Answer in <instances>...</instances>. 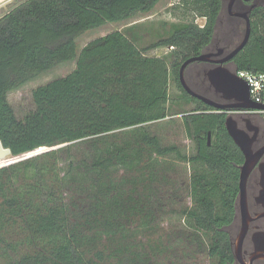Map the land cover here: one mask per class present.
Here are the masks:
<instances>
[{
	"label": "trees",
	"instance_id": "trees-1",
	"mask_svg": "<svg viewBox=\"0 0 264 264\" xmlns=\"http://www.w3.org/2000/svg\"><path fill=\"white\" fill-rule=\"evenodd\" d=\"M159 1L8 2L0 16V140L15 157L52 149L0 166V264H200L203 255L210 264H235L245 157L227 131L228 113L180 81L186 60L210 52L225 0H179L176 9L205 23L179 19L150 45L132 26L78 50L82 34ZM250 17V40L233 62L237 71L264 73V6ZM159 47L173 48L148 54ZM69 61L75 68L36 87L35 109L19 118L10 92ZM200 63L203 91L186 77L194 63L185 79L209 97L212 66ZM172 81L194 104L182 112L190 154L163 144L151 125L179 114L169 108ZM170 214L182 215L184 226L166 228Z\"/></svg>",
	"mask_w": 264,
	"mask_h": 264
},
{
	"label": "rangeland",
	"instance_id": "rangeland-1",
	"mask_svg": "<svg viewBox=\"0 0 264 264\" xmlns=\"http://www.w3.org/2000/svg\"><path fill=\"white\" fill-rule=\"evenodd\" d=\"M9 1L10 0H6L0 3V16L9 9V6L7 5ZM178 2L179 0H160L156 7L148 13H138L137 15L129 19L122 20L119 22H109L101 27L89 30L78 38V50L80 51L82 47H84L87 43H89L95 38L101 37L116 30L124 31L132 26H138L140 33L141 30L143 31L142 33L145 36L143 38L142 44L150 45L151 43L157 41L161 36L168 35L171 31V23L174 21H178L182 18H188V20H192L193 17H195V20L200 25H203L205 23V18L203 17H196L192 13H189L188 15H183L182 9H176L175 4L177 5ZM228 3L229 0H225L224 11L220 22L217 24L216 27L215 39L212 44L213 46L211 47V49L213 48L215 52H217L218 49H233L241 41L245 33L246 21L244 19L237 18L235 21H230V19L233 18H231L228 12ZM216 45L217 48L215 49ZM172 48L173 47H159L150 50L148 54L155 56H167V54L170 52V50H172ZM211 51L212 50H210V52ZM75 65V61H69L67 63L61 64L56 68L52 69L51 71L41 74L37 78L27 82L26 84L10 92L8 100L14 108L17 116L19 118H24L29 112L35 109L32 92L36 87L45 84L57 77L65 76L75 68ZM203 65V63L196 62L190 65L186 71L187 80L196 89L202 91L203 87L199 86L198 84L196 85V83H198V81H196V78H202V74H200V72L202 68H204ZM228 66L232 70H234L235 68L233 64H230ZM209 87L211 88V91L208 93L209 97L214 98L216 101H221V94L217 93L213 87ZM170 91V111L172 113L179 114H175L174 116L169 117V119L151 125L154 127V129H156V132L159 134L163 144H176L180 146L183 151L190 154L192 152H195V145L192 140H189L186 137L182 124V112L192 110L194 108V104H187L183 100V98L181 97V92L176 87L174 81L171 82ZM235 117L239 122L238 114H235ZM43 149L46 148H42L33 153L26 154L23 156V158L29 155L39 153ZM14 160H17V158L11 159L7 162H11ZM180 165L181 166L178 167L180 175L185 179L189 178V165L185 163ZM187 202V205L191 204L189 199L187 200ZM182 217L183 216L180 214H170L166 217L163 224L166 228H174V226H184V218ZM261 225L264 229V220L261 222ZM239 230L240 217L238 218V222L235 224L234 229H232V234L234 238L237 237ZM194 263H197V261L194 260ZM200 264H210V260L206 255H203L200 258Z\"/></svg>",
	"mask_w": 264,
	"mask_h": 264
},
{
	"label": "water",
	"instance_id": "water-1",
	"mask_svg": "<svg viewBox=\"0 0 264 264\" xmlns=\"http://www.w3.org/2000/svg\"><path fill=\"white\" fill-rule=\"evenodd\" d=\"M234 4L235 0H230L228 5L230 13L234 16L242 17L246 21V29L241 41L227 53H225L224 49H218L217 52H204L199 56L189 58L181 66L180 81L189 95L203 101L217 110L228 113L226 119L227 131L245 157V161L241 166L239 181L240 192L238 198V215L240 217V230L237 237L232 240V246L236 262H239L240 264H253L255 260L264 258V231L259 230L253 234L252 238L255 245V251L251 254L248 260H246L244 255V242L248 236L251 223L257 219L264 218V163L260 162V159L264 154V147L261 150L254 151L253 144L258 131L257 126L253 125L248 118L247 128H242L235 117V114L240 112L264 110V105L258 104L251 99L250 88L247 82L237 75V70L235 68L232 70L228 66L230 64L234 65V57L248 44L251 36V10L247 12H233ZM254 7L255 6H252L251 9ZM224 53L225 55L222 58H217ZM196 62L213 64V66L206 71L205 76L209 85L213 87L217 93L221 94L223 101H216L210 97L202 95L188 85L185 79L186 68L190 64ZM251 132H253V134H251ZM50 149L52 148L46 147V149H43L42 151ZM19 157H15L9 148L3 146V143L0 140V163H4L0 164V166L23 159V156ZM14 158H17V160L7 162ZM256 167H258L261 172V189L259 195L256 197V202L262 206L263 210L254 216L249 209L248 181Z\"/></svg>",
	"mask_w": 264,
	"mask_h": 264
},
{
	"label": "flooded vegetation",
	"instance_id": "flooded-vegetation-1",
	"mask_svg": "<svg viewBox=\"0 0 264 264\" xmlns=\"http://www.w3.org/2000/svg\"><path fill=\"white\" fill-rule=\"evenodd\" d=\"M230 2V0H229ZM229 5V3H228ZM252 6H255L253 9H255L258 6H264V0H235V4H234V9L233 12H247L249 10H252ZM224 11V9H223ZM223 11L221 13V16L219 18L218 23L220 22V19L222 17ZM228 12L231 16L230 21H235L237 18H242V17H238V16H234L230 13L229 8H228ZM250 12V13H251ZM243 19V18H242ZM217 48V45L215 46V49ZM211 52H215L212 49ZM225 50V53H227L230 50ZM225 53L223 55H221L220 57L217 58H222ZM211 66H213V64H211ZM223 99L221 98V101ZM250 116V117H248ZM238 117H239V124L241 125L242 128H247V119L249 118L251 120V122L253 123V125L257 126L258 131H257V135H256V139L254 141L253 144V149L254 151H258L261 150L264 147V115L260 114V113H245V112H240L238 113ZM251 134H253V132H251ZM261 163H264V154L260 159ZM260 177H261V172L260 169L258 167H256L254 169V171L252 172L249 181H248V197H249V209L250 212L255 216L256 214L260 213L263 208L262 206L256 202V197L259 195V191L261 189L260 186ZM239 216V215H238ZM264 220V218H260L257 219L255 221H253L250 225V229H249V233L248 236L245 239L244 242V255L246 257V260H248L251 256V254L255 251V245L253 242V234L259 230H263V227L261 225V222ZM235 238L232 236V240H234ZM235 263H239L236 262ZM253 264H264V258L261 259H257L253 262Z\"/></svg>",
	"mask_w": 264,
	"mask_h": 264
},
{
	"label": "built area",
	"instance_id": "built-area-1",
	"mask_svg": "<svg viewBox=\"0 0 264 264\" xmlns=\"http://www.w3.org/2000/svg\"><path fill=\"white\" fill-rule=\"evenodd\" d=\"M236 73L249 85L251 99L258 104L264 105V73L246 70L236 71ZM254 112L264 115V110L248 111L245 113Z\"/></svg>",
	"mask_w": 264,
	"mask_h": 264
},
{
	"label": "bare ground",
	"instance_id": "bare-ground-1",
	"mask_svg": "<svg viewBox=\"0 0 264 264\" xmlns=\"http://www.w3.org/2000/svg\"><path fill=\"white\" fill-rule=\"evenodd\" d=\"M4 1H6V0H0V3L4 2Z\"/></svg>",
	"mask_w": 264,
	"mask_h": 264
}]
</instances>
